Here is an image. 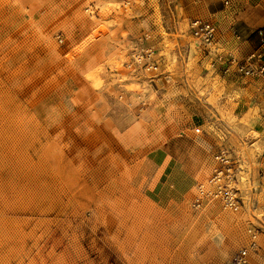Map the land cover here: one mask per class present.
<instances>
[{"label": "rangeland", "instance_id": "obj_1", "mask_svg": "<svg viewBox=\"0 0 264 264\" xmlns=\"http://www.w3.org/2000/svg\"><path fill=\"white\" fill-rule=\"evenodd\" d=\"M223 1L0 0V264H230L248 229L260 264L257 83L219 77L189 23L241 33L264 0ZM144 33L156 70L128 66ZM219 147L245 203L195 211Z\"/></svg>", "mask_w": 264, "mask_h": 264}, {"label": "built area", "instance_id": "obj_2", "mask_svg": "<svg viewBox=\"0 0 264 264\" xmlns=\"http://www.w3.org/2000/svg\"><path fill=\"white\" fill-rule=\"evenodd\" d=\"M225 5L229 0L223 1ZM190 36L197 42V48L207 59L212 70L224 77L229 74L249 79L257 84L259 118L264 130V26L254 29L256 45L245 55L232 46L226 47L217 40L218 26L213 20L194 18L189 23ZM236 41H243L237 32L232 34ZM148 34H142L131 50L128 66L133 70L152 71L157 69L154 49L147 44ZM212 166L208 176L195 184L191 208L201 211L212 204H219L223 209L236 211L245 203L239 188L240 164L225 147H219L212 155ZM258 182L264 188V148L259 155ZM247 244L240 248L230 264H249V254L256 251L258 230L248 229Z\"/></svg>", "mask_w": 264, "mask_h": 264}, {"label": "crops", "instance_id": "obj_3", "mask_svg": "<svg viewBox=\"0 0 264 264\" xmlns=\"http://www.w3.org/2000/svg\"><path fill=\"white\" fill-rule=\"evenodd\" d=\"M218 12H221V10H215V11L212 12V14H216ZM204 19L205 20H213L216 23V20H214L212 18L205 17ZM217 26H218V36H217L218 42L223 44V45H225L226 47H232V46L236 47L239 50V54L240 55L247 54L248 52L251 51L252 48L255 47V45H256V37L253 36L252 33H253L254 29L259 27L260 25L259 26H254L253 24H249L248 23V26H247V28L245 30L246 32L243 31L241 33H238V31L235 28V25H228L226 28H222L217 23ZM261 26H264V24L261 25ZM234 32H237L238 34H240L242 36L243 41H236L233 38V36H232V34ZM205 59L206 58H204V60ZM213 71H215V70H213ZM216 74L219 77H221L222 79H225V80H239V78H240V77L236 76L235 74H229V75H226L224 77L221 75L220 72H217ZM260 125H261V122H260ZM263 132H264V130H263ZM263 148H264V145H263ZM258 167H259V163H258ZM260 264H264V253H262L260 255Z\"/></svg>", "mask_w": 264, "mask_h": 264}, {"label": "bare ground", "instance_id": "obj_4", "mask_svg": "<svg viewBox=\"0 0 264 264\" xmlns=\"http://www.w3.org/2000/svg\"><path fill=\"white\" fill-rule=\"evenodd\" d=\"M100 71V69H96L93 71H89L87 74V79L90 80L94 87H99L102 83V79L99 75Z\"/></svg>", "mask_w": 264, "mask_h": 264}]
</instances>
